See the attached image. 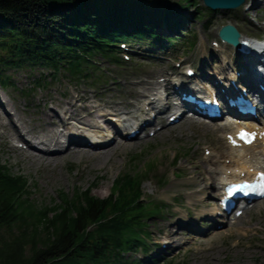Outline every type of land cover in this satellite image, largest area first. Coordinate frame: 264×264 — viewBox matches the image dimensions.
<instances>
[{
	"label": "rangeland",
	"instance_id": "obj_1",
	"mask_svg": "<svg viewBox=\"0 0 264 264\" xmlns=\"http://www.w3.org/2000/svg\"><path fill=\"white\" fill-rule=\"evenodd\" d=\"M197 2L202 4V0H197ZM258 2H260V7L246 12L244 18L240 17L241 9L236 8L215 10L211 14H205L200 19H192L185 26L186 29L181 28L182 30H178L174 35L183 40L196 41L195 46L190 48V44L183 40H176L174 45H169L168 42L162 56L158 60L152 59V61L132 55L131 59L139 61L141 67L132 70L131 73L122 72V69L116 73L114 67L99 59L102 61L99 65L103 69L113 71V76L118 77V86H114L112 83L109 86H105V84L103 85L105 87L96 91L87 87L86 83L68 80L61 76L62 72H59L56 79L49 81L50 78H48L47 84L38 87L28 98H22L15 87L23 88L42 70L36 67L31 74L25 71H8L7 75L11 79L7 75L6 78L3 77L8 86H0V101L4 105V108L0 107V116L2 117L0 121L4 126L6 125L5 117L6 112H8L11 115L10 119L27 134L28 138L34 139L43 134L51 135L52 129L47 128V125L53 120L58 122L56 118L45 117L42 113L43 110L49 112L54 110L58 113L63 110L61 114L64 115L63 112L66 111L64 109L74 103L78 111H81L78 107L79 103L83 105V101L86 100L87 106L98 105L99 108L105 109L104 111H111V108L124 111L128 110L129 107L126 102L129 104L131 102L140 103L136 106H141L140 101L143 98H139V93L146 92L154 80L160 82V77L163 75L167 77L171 75L173 78V73L183 75L184 68L187 66L194 69L198 66V76L196 77L198 79L200 78L199 74L205 71L200 67L202 61H205L204 68L207 70L214 68L212 73L216 74L217 70H221L219 67H227L226 64L218 63L220 62L219 57L212 59L208 53V48H216L212 39L214 36L217 39L216 33L219 27L225 23H231L237 26L242 36L258 37L260 32L264 34V0H258ZM91 5L92 7L103 8L104 2L94 0ZM83 9L78 10V12L83 11ZM103 10L106 15L114 14L105 8ZM189 10V13L194 11L193 7H190ZM189 13L187 14L189 15ZM216 14L220 15L217 17ZM142 16L144 18L150 17L149 14ZM160 16L161 22L165 21V16ZM132 17L137 19L141 17V14L131 17L123 16V19L111 20V24L129 27L133 21ZM157 19H159L158 16ZM248 19H253V21ZM100 21L106 23L105 18H100ZM168 22L162 23L164 25H158L157 29L162 32L160 34L162 37L169 36L167 28L170 27V23ZM193 35H195V39L191 38ZM150 42L144 40V43L138 44L142 49L150 50L149 46L151 45L154 47L153 50L163 51L159 47L160 43H156L155 40L152 44ZM220 49L225 52L230 50L225 46H220ZM134 50L138 51L137 48ZM230 62H232L231 66L235 68L234 58ZM229 71L232 72L227 67L228 75L231 73ZM10 83H14V86H9ZM133 109L135 108L131 110ZM174 111L169 110L165 114V122L168 115ZM84 115H87V112H84ZM157 121H162V119L157 118ZM218 123L219 121H213L210 124L219 125ZM206 125H209L207 121L189 119V121L184 120L176 126H167L166 128L162 124L161 128L157 129L159 124L156 122L145 131L147 134L151 129H156L152 136L142 135L140 140H125L127 142L114 134V129L109 126L106 131L104 129L103 132L107 135L103 138L113 136L119 143L110 146L107 149L108 152L99 154L98 157H91L86 154L76 157L74 153H71L58 160L48 162L34 160V157L23 152L30 147L17 149L18 147H15L16 144L10 138H18L19 136L8 126V135L10 136L8 138L2 134L4 128L0 126V162L9 169L10 173L27 178L30 197L40 205L51 204L59 190L71 192L75 188H89L92 195L104 198L110 194L114 180L122 172L132 170L134 167L142 170L147 163H153L152 170L146 173V178L142 181L143 196L146 203L163 202L165 206L160 210L159 216H152L146 221L147 239L151 248L148 255L157 251L159 243H169L172 240L175 241L174 244H179L180 248L171 247L166 251L165 258H160L156 262H151L141 251L130 252L126 254L130 261L135 260L138 262L137 264H166L167 254L174 251L175 257L172 259V264H264V199L254 203L246 214L235 222L224 223L220 229H210L211 222L205 219L214 210L217 211L214 201L215 189H204L203 192L199 193L197 195V198H200L198 205L193 202L190 196L191 192L206 184L193 182L203 170L202 167L208 170L211 166L210 163L203 160L205 156L210 155L211 151L210 148L205 150L204 146H217L221 150L229 152L223 142V135L228 130L205 129ZM30 140L32 141V139ZM124 143L129 145L124 146ZM91 150L85 149L83 151ZM199 165H202L200 170L197 168ZM204 173L207 176L210 175L207 171ZM205 181L209 182L207 179ZM204 201L211 202V205L206 208ZM189 211L192 212L188 213ZM181 219L182 222L169 227L168 224L171 221ZM188 219H192L194 225H199V222L204 220L207 230L201 234L191 232L185 224L189 221ZM167 227L170 229L169 232H173V229L178 231L171 239L163 233ZM158 256L161 255H156V257Z\"/></svg>",
	"mask_w": 264,
	"mask_h": 264
},
{
	"label": "trees",
	"instance_id": "obj_2",
	"mask_svg": "<svg viewBox=\"0 0 264 264\" xmlns=\"http://www.w3.org/2000/svg\"><path fill=\"white\" fill-rule=\"evenodd\" d=\"M99 1L114 14L92 7L94 0H0V86H8L3 78L11 79L8 71L31 74L36 67L42 70L37 77L23 89L15 87L26 97L59 72L95 85L110 73L97 58L118 67L133 65L117 56V44L159 37L157 16L169 18L175 14L173 7H193L189 16L173 18L168 29L177 33L192 19L212 12L197 0ZM137 14L141 17H132L129 27L111 24ZM147 14L149 18L142 16ZM173 39L179 40L168 37L169 42ZM152 168L147 163L142 170H125L104 198L89 188H75L59 190L51 204L40 205L30 197L27 178L10 173L0 162V264H137L126 254L146 252V221L165 206L146 203L143 196L142 181Z\"/></svg>",
	"mask_w": 264,
	"mask_h": 264
},
{
	"label": "bare ground",
	"instance_id": "obj_3",
	"mask_svg": "<svg viewBox=\"0 0 264 264\" xmlns=\"http://www.w3.org/2000/svg\"><path fill=\"white\" fill-rule=\"evenodd\" d=\"M257 4H259V3L257 2ZM257 4H256V1L255 0H252L251 1V4H250V7H254ZM187 8H178V7H176V8H174V12H178L179 11V12L182 13V15H177V16H184L185 15L184 13L185 12H188V10H189L190 7L188 9ZM219 15L220 14H216L217 17ZM240 17H242V13H240ZM173 18L174 17L164 18L165 21H163V22H161V18H159V19H157V21H158L157 23H159V24L165 23L166 24L168 21H169L168 23H170L173 20ZM162 25H164V24H162ZM121 28H123V27H121ZM165 31H167V30H165ZM155 33H157L159 36H162V35H160L162 32H159L158 29H157V31ZM167 33H169V36H171V34H175L176 32L175 33H170V32L167 31ZM169 36H166V37H169ZM129 42L134 43V41H129ZM208 53H209V55H211L210 52H208ZM227 55H229L228 52H227ZM242 64H243V66L247 70V74L243 78V81H245L246 77L249 76L248 65H251L252 66L253 63H249L248 64L245 60H243L242 61ZM234 65L236 66V64H234ZM223 69L225 70V72H227L226 71L227 70L226 67H223ZM238 70H240V69H238ZM262 74H264V72H262ZM235 80H237L238 82H242V77H240V78L239 77H236ZM153 90H156V88L151 87L146 92H144L142 94L141 93L139 94V98H143L144 99V101H142V105L137 107V110H138L139 114L145 113V108L144 107H145L146 104L147 105H150L152 108L155 107L154 106L155 100L157 98H160L161 93L158 90H156V91H153ZM150 95H154V97L151 98ZM67 103H69V102H67ZM126 103H127V105H130L128 102H126ZM3 106L4 105L0 101V107L1 108H4ZM70 108L71 107L66 108L65 109L66 111L63 112V113L66 114V115L68 113H70L71 112ZM171 109H174V106L171 105L170 103H168L166 106H161L160 109H159V112L161 113V116H162V114H163L162 112H164L166 110H171ZM104 110L105 109H103V108H99V107H96V106H90V105L88 107H86L85 109H83L84 112H87V115H86L87 118L88 117H92L94 114L96 116H98V117H104V116L107 115V112H105ZM110 112H115L117 114H120L123 111H120V109L111 108V111ZM42 113H43V115H45V117L58 119L57 121L59 122V124H58V122H56L54 120L52 122H49V124L47 125V128L52 129V134L51 135H49V134H43V135H41L38 138H36V137L34 138V142L44 145L45 147H47V149L49 148V150H50L49 152H44V153L35 152V151H33L34 148H35V146L34 145H31L30 143L29 144H30V147L32 149L24 150L23 151L25 153H28L29 156L34 157V160L48 162V161H51V160H58L61 157L66 156V155L71 154V153H74L75 154L74 156H76V157H79V156H81L83 154L90 155L91 157H98L97 155L103 154L104 152H106L107 149L110 146L119 143L116 140L110 141V142H108L106 144H103V145H97V146H91L89 144H86L85 145L83 143H77V144L74 143V147H72L73 146L72 143H68L62 150H59V151H51L53 148H51L50 146L62 144V138H64L66 136V130L67 129H68L67 130V135H69L70 133H74V134H76L74 136H78L79 134H81V132H82L83 129L85 130L86 127H89V126L90 127H93L95 129V132L102 133L103 130H104V127L109 126V122L107 120H104V121H101V124H99L98 121H92L90 119H83V120H81V119L80 120L74 119L75 121L79 122V126L72 127V129H73L72 130V129H69L71 127L69 126V124L67 122L63 123V122L60 121V119H59L58 114H57L56 111L51 110V112H49V111H44L43 110ZM71 115H73V112H71ZM71 115H69V117ZM10 116L11 115L8 112H6V117L5 116L4 117L7 120V123H6L5 126L2 123V121H0V126H3V128H4L3 135H6L8 137L9 136L8 135V130L10 128H12L14 130L15 134L18 135V136H20L19 130H18L17 126L15 125V123L13 122V120L10 119ZM1 119H2V117L0 116V120ZM124 119H129V118H124ZM184 120L185 121H189V119H184L183 117H181L180 120H179V122L182 123ZM84 125H87V126L84 127ZM8 126H9V129H7ZM57 127H59L60 129H57ZM224 127L228 129V132H234L235 131V126H233V125H231L229 123H221L219 125H217V124H209V125H206L205 126V129L206 128H208V129L211 128V129H214L215 130V129H220V128H224ZM131 129L132 128H130V130ZM142 130H144V127L142 128ZM99 138L100 139L97 140L98 142H96L97 144H101V142L105 141L107 138L109 139V137H107L106 139H103L101 137H99ZM132 140H138V138L128 139V141H132ZM69 141H73V140H69ZM125 142H127V141H125ZM224 142H225V144L227 146V149L231 151V152H229V155H224L225 154V151L224 150H221L217 146L211 147L212 157L211 158L207 157V158L204 159V161L205 162H209L211 164L216 163V166L215 167H210V168H208V170H207V168H203L202 167L203 170L198 174V176L193 181V182H197V183H206L204 186H202V187L194 190L190 194L191 198L193 199V202L196 205H198V203L200 201V198H197V195L199 193L203 192L204 189H207V187L208 188L212 187V188H215L216 190H218L220 183H223V182H225L227 180H232V179L233 180H237L238 179V177H237L238 174H240L242 172H245L247 175H249V169L251 167H253L254 164L259 163L260 160H261V155H262L261 146L257 142L253 143L250 146H245L244 150H241V149H238V148L229 147L228 144L226 143V141H224ZM124 144H123L124 146H128L129 145V144L127 145L126 143H124ZM100 148H105V149H103V150L101 149L100 150ZM85 149H87V150L92 149V150L91 151H83ZM81 151H83V152H81ZM249 153L251 154V158L250 159H247L246 158V155L249 154ZM104 155H107V154H104ZM104 155H103V157H104ZM101 157H102V155H101ZM227 159L229 160L228 162H226ZM201 166L202 165H199L197 168L200 170ZM206 171L210 175L207 176V174L204 173ZM212 174H215L216 176H214ZM252 175L253 174L251 173L250 176H249V179L252 178ZM206 179L209 182H206L205 181ZM208 184H209V186H208ZM206 185H207V187H206ZM203 203H205V206H209L210 205V202H208V201H204ZM188 204H189V202H188ZM199 205H202V204H199ZM174 224H176V223L171 221L168 225H169V227H172V225H174ZM169 227H167L166 229H164L163 230V233L165 234V236L167 238L171 239L174 235H176L177 232L174 231V229H173V232L172 231L169 232L168 231V230H170ZM157 237H159V236H157ZM173 252L174 251L169 252L167 254V257L170 256Z\"/></svg>",
	"mask_w": 264,
	"mask_h": 264
},
{
	"label": "water",
	"instance_id": "obj_4",
	"mask_svg": "<svg viewBox=\"0 0 264 264\" xmlns=\"http://www.w3.org/2000/svg\"><path fill=\"white\" fill-rule=\"evenodd\" d=\"M244 0H204L205 5L211 9H224V8H235L241 5ZM220 34L226 39L234 44L238 43L239 33L232 25L224 26Z\"/></svg>",
	"mask_w": 264,
	"mask_h": 264
}]
</instances>
